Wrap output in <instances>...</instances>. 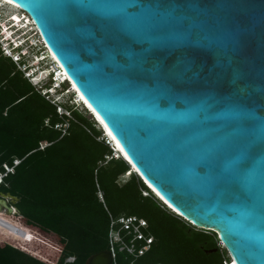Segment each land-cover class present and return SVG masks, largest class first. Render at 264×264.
Masks as SVG:
<instances>
[{"label":"water","instance_id":"obj_1","mask_svg":"<svg viewBox=\"0 0 264 264\" xmlns=\"http://www.w3.org/2000/svg\"><path fill=\"white\" fill-rule=\"evenodd\" d=\"M13 1L145 184L264 264V0Z\"/></svg>","mask_w":264,"mask_h":264},{"label":"trees","instance_id":"obj_2","mask_svg":"<svg viewBox=\"0 0 264 264\" xmlns=\"http://www.w3.org/2000/svg\"><path fill=\"white\" fill-rule=\"evenodd\" d=\"M66 87L68 82L60 91ZM80 104L44 94L0 43V172H5L0 195L18 197L19 211L7 219L28 232L20 238L0 226V264H86L91 254L110 247V223L121 214L147 218L154 241L134 261L117 250L116 264L229 262L216 231L143 194L149 187L136 172L127 176L131 166L122 156L107 159L113 149ZM63 122H68L65 132ZM37 230L49 235L48 241Z\"/></svg>","mask_w":264,"mask_h":264},{"label":"built area","instance_id":"obj_3","mask_svg":"<svg viewBox=\"0 0 264 264\" xmlns=\"http://www.w3.org/2000/svg\"><path fill=\"white\" fill-rule=\"evenodd\" d=\"M27 14H28L27 15L28 18H30L29 13ZM33 24L38 30L35 22ZM5 26H7L8 30L10 29V26L8 24H4L3 22L0 23V43L4 53L10 55L16 62H18L19 66L23 69L25 75L28 76V78L31 79L35 84H37L41 88L44 94L51 97L52 100L56 102L60 101V97L57 98V96L55 97L51 95L52 94L51 88L53 87L52 84H55V82H57V84H59L60 87H62L63 83L68 82L67 79L65 80V77L61 81L57 80L58 72L62 71L61 65H59L58 62H55L53 60L47 62L48 68L52 72V76L55 77V81L52 82L50 86H46L45 83H42L43 79H46L45 77L35 81L34 79L39 74H41L42 71H44L45 69L41 68L42 70H40L39 73L36 72V68L31 67L29 61L26 59L23 49L18 50L16 48H13V46L9 44L7 39L8 37L5 36L6 34V32L4 31ZM39 40L43 41L40 33H39ZM35 43H38V41H36ZM35 57L38 58V56ZM70 88L71 86L70 83L68 82V87H66L65 90L73 91V89L69 90ZM73 100H76L77 102L80 101L79 97H76L74 94H73ZM58 109L61 112H68V110H66V108L61 104L58 105ZM60 126L63 128V132H65L68 126V122H63L60 124ZM103 137L106 139V141L110 144V146L113 149L112 154L106 155L107 159H109L112 156L115 157L122 156L119 153V150L117 149L115 144L113 143V140L104 131H103V136H101V138ZM18 161L19 160H15V162ZM4 165L6 167V170L12 169V167L9 166L8 164H4ZM129 171L130 169L126 171V174H129ZM4 174L5 172H0V181ZM142 192L145 195H151L154 198H156L161 203V205L167 208L168 210L174 211L173 208H171L163 199H161L151 188L149 189L143 188ZM99 195L100 198L104 200L102 191H99ZM148 226H149V222L147 218L143 216H139L137 214H121L117 218H112L109 229V241H110L109 248L113 252L114 264H116L117 250H125L129 255H131L132 261H134L137 257L144 254L150 248L152 242L154 241V235L150 231H148ZM221 244H223L222 241ZM74 257L75 256L71 255L67 257V260H73ZM232 262H227L226 264H232Z\"/></svg>","mask_w":264,"mask_h":264},{"label":"rangeland","instance_id":"obj_4","mask_svg":"<svg viewBox=\"0 0 264 264\" xmlns=\"http://www.w3.org/2000/svg\"><path fill=\"white\" fill-rule=\"evenodd\" d=\"M0 2L3 3L2 0H0ZM15 11H16V9L11 4H8V3H3L2 5L0 4V23H2V22L4 24L9 23V25H11L12 24V21L14 19L16 20V17L14 16ZM18 14L21 15V17L26 18V20H23V21H25L26 24H28V26H27V28H24L23 30H20V29L17 30V33L20 34V35L23 34L24 36L26 35L29 39L30 38H33L32 41H34V42L38 41L37 46H32L31 48H29L30 55L29 56L25 55L26 56V59L29 61V63L36 62L38 60V58L37 57H34L33 56V53L35 51H38V49H39V51L40 50H42V51L44 50L46 52V50L44 48V43L41 40H39V32L36 29L35 25L32 23V20L31 19H28V16H27L28 14L23 9H21V8H20V10H18ZM10 33H11V30L9 29L8 31H6L5 36L8 37V35ZM47 61L50 62V60H47ZM46 65H48L46 62H44V61L41 62V67H46ZM44 71H45L44 74H46L47 73V70L45 69ZM43 75H41V76H43ZM34 80L37 81L36 78ZM46 82L49 83V85L51 84V82L47 81V79H43L42 83H45L46 84ZM56 83L57 82H55V84H52L53 87L51 88V93H52L51 95L52 96H55V97L57 96V98L60 97V100L61 101L72 104V101H73L72 100V91H68L67 92V90H64L62 92V91H60L62 87H56ZM76 103L77 104H80V101H78ZM78 108L81 109V110H83L87 115H90L91 116L90 111L89 110H85L84 109L85 106L83 104L78 105ZM97 126L100 127V128H102L101 125L98 122H97ZM127 176H129V174H127ZM9 200H10V202H12V198H10ZM0 215L2 217H4L5 219H7L8 214L6 212V208H3V209L0 210ZM7 220L9 221V219H7ZM37 231L39 232V234L41 236L45 237V239H47V241H48V239L50 238L49 235H45L40 230H37ZM9 232H11V231H9ZM11 233L14 236L19 237L18 235L14 234L13 232H11ZM39 243H40V241H36L35 240V244L36 245H38ZM40 245L44 246L43 243H41ZM221 246H222V248L226 249V247L223 244H221ZM226 255L229 257V259H228L229 262H232V257H231V255H230V253H229V251L227 249H226Z\"/></svg>","mask_w":264,"mask_h":264},{"label":"bare ground","instance_id":"obj_5","mask_svg":"<svg viewBox=\"0 0 264 264\" xmlns=\"http://www.w3.org/2000/svg\"><path fill=\"white\" fill-rule=\"evenodd\" d=\"M2 2L3 3H8V4H11L12 6H14V8L16 9V11H15V14H14V16L16 17V23L15 24H19V23H21V21H23V17H21V15H19L18 14V10H20V8L21 9H23V7H21V6H23L22 4H19V3H17V2H15V1H13V0H2ZM3 3H1L0 2V4L2 5ZM23 18V19H22ZM32 20V23H34V20L33 19H31ZM26 25V23L24 24V26L23 27H26L27 28V26H25ZM4 31L6 32V31H8V28H7V26H5L4 27ZM9 36V35H8ZM50 52V54L54 57V59H56V57L53 55V53L51 52V51H49ZM41 57H43V58H45L46 56H41ZM41 57H40V59H41ZM40 59H38V60H40ZM57 60V59H56ZM37 62V61H36ZM57 62H58V64L59 65H61L60 63H59V61L57 60ZM62 67V66H61ZM47 70V69H46ZM62 71L61 72H58V74H57V80H59V81H61L64 77H65V80L66 79H68L69 80V83H70V86H71V88L69 89V90H71V89H75L76 91H77V94H78V97H79V99H80V102L81 101H83L87 106H88V108H89V111H92V115H93V117L95 118V120L96 121H98V123L101 125V127L103 128V130L105 131V133L106 134H108V136L113 140V143L115 144V146L117 147V149L119 150V153L122 155V156H124L127 160L128 159H130L128 156H127V154H126V152L124 151V149L122 148V146H121V144H120V142L116 139V137L113 135V133L111 132V130L109 129V127L106 125V123L103 121V119L101 118V116L93 109V107L91 106V104L86 100V98L82 95V93L78 90V88L76 87V85L74 84V82L71 80V78L67 75V73H66V71L64 70V68L62 67V69H61ZM47 72H48V70H47ZM44 71H42V73L41 74H39L37 77H36V79L37 80H40V79H42L43 77H45L46 76V74H44ZM41 75H43V76H41ZM41 76V77H40ZM57 84V83H56ZM57 86H58V84H57ZM53 90V89H52ZM68 92V91H67ZM83 103V104H84ZM129 162H131V160H129ZM130 166H131V169H130V171H129V174L130 173H133V172H137L138 173V169L134 166V164L131 162V164H130ZM148 185H149V187L150 188H152V190L161 198V199H163L171 208H173V210L175 211V210H177V211H179L178 209H176L172 204H170L149 182L147 183ZM1 209H3V207L2 206H0V210ZM7 212V211H6ZM14 212H12V213H8L7 212V214L8 215H10V214H13ZM0 226H2V227H4V228H6L7 230H9V231H11V232H13L14 234H16V235H18L20 238H25V237H27V235H28V232L26 231V230H24V229H22V228H20V227H18V226H16L15 224H13L12 222H10V221H8L7 219H5L4 217H2L1 215H0ZM232 260H233V262H232V264H236V262L234 261V259L232 258Z\"/></svg>","mask_w":264,"mask_h":264},{"label":"clouds","instance_id":"obj_6","mask_svg":"<svg viewBox=\"0 0 264 264\" xmlns=\"http://www.w3.org/2000/svg\"><path fill=\"white\" fill-rule=\"evenodd\" d=\"M26 13H28L27 11H26ZM30 15V14H29ZM30 18H31V16H30ZM32 19V18H31ZM13 22V21H12ZM6 24H8L9 25V23H6ZM10 26V30H11V33L9 34V36H8V42H9V44L10 45H12L13 46V48H16V49H18V50H20V49H23V51H24V55H27V56H29L30 55V52H29V48H31L32 46H37V43H35V42H33L32 40H33V38H28L26 35L24 36L23 34L22 35H20V34H18L17 33V30H19L20 28H18L15 24H11V25H9ZM24 28H26V27H24ZM24 28H22V29H20V30H23ZM24 36V37H23ZM46 50V49H45ZM39 52H41V53H44V55H47L48 56V52L46 51H42V50H40L39 51V49H38V51H35L34 53H33V56L35 57V54L36 53H39ZM46 56V57H47ZM48 58V59H47ZM47 58H41L40 60H37V62H33V63H30V66L31 67H35L36 68V72H38L39 73V71L40 70H42L41 68H43V69H47L48 70V72L46 73V76H45V78L47 79V81H49V80H52L51 81V83L53 82V78H52V72H51V70H49V68H48V65H46V67H41V62L42 61H44V62H48L47 60H49V57H47ZM48 64V63H47ZM57 86V85H56ZM57 87H60L59 85L57 86ZM72 93H73V91H72ZM98 122V121H97ZM123 158H124V156H122ZM129 164H131L130 162H129ZM137 173V172H136ZM145 182V181H144ZM146 183V182H145ZM175 212L176 213H180V212H178V211H176L175 210ZM180 215H181V213H180ZM183 216V215H182Z\"/></svg>","mask_w":264,"mask_h":264}]
</instances>
